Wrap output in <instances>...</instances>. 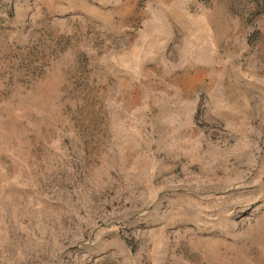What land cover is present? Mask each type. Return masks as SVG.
Wrapping results in <instances>:
<instances>
[{
	"label": "rangeland",
	"instance_id": "374dc122",
	"mask_svg": "<svg viewBox=\"0 0 264 264\" xmlns=\"http://www.w3.org/2000/svg\"><path fill=\"white\" fill-rule=\"evenodd\" d=\"M0 264H264V0H0Z\"/></svg>",
	"mask_w": 264,
	"mask_h": 264
}]
</instances>
